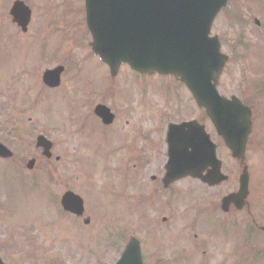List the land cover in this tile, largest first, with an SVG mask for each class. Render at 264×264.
I'll use <instances>...</instances> for the list:
<instances>
[{"label": "rangeland", "instance_id": "obj_1", "mask_svg": "<svg viewBox=\"0 0 264 264\" xmlns=\"http://www.w3.org/2000/svg\"><path fill=\"white\" fill-rule=\"evenodd\" d=\"M47 4L48 0L36 2L29 30L17 37L23 43L13 49H3L4 34L15 35V32L9 25L8 14L0 8V142L24 163L31 157L37 160L34 170L27 171L23 165L24 175L11 163L0 159V241L8 240L5 247L0 246L4 261L8 264H48L57 259L53 264H112L118 250L111 245L126 241L125 232L142 242V251L150 256L149 264H163L154 262V258L162 255L167 257L164 264H176L171 260L174 250L180 264H264V253L258 254L238 244L243 232L233 234V226H226L219 218L222 215L229 219L231 215H223L218 207L219 217L208 212L200 220L202 225L189 229L198 208L215 207L223 195L237 188L238 165L223 146L217 153L222 172L229 176L226 183L203 188L196 181L182 180L174 186L182 193L176 203L156 202L148 208L142 205L144 197L138 194H145L149 187L152 189L151 184L148 187L149 174L159 173L165 162V147L158 131L165 128L166 121L179 117L180 121L200 119L216 144L219 139L181 83L180 112L174 107V114H171L172 104H168L161 93L175 89V82L170 78L158 74L139 76L124 67L116 79L109 78L107 70L88 46L80 0H63L64 10L54 5L56 11L49 10L41 15L39 12ZM48 15L59 21L51 20ZM254 19H258L259 26ZM63 21L68 28H74L69 40L70 31H59L58 26ZM211 34L218 36L222 51L229 57L219 79L220 94L250 100L251 86L264 82L261 80L264 79V0H231L215 19ZM59 64L65 68L59 88H42V72ZM141 85H147L150 91L147 87H139ZM116 87L121 98L112 94L103 99L101 94L118 92ZM37 91L42 98H38ZM93 92L100 95L95 96ZM125 95L126 99L122 100ZM103 101L115 109L117 126L98 137V134L85 132L88 125L86 106ZM146 103L151 106L153 103V117L145 107L141 109L140 104ZM124 104L129 105L125 107ZM90 109L87 108L91 113ZM124 109H129L130 113ZM155 112L167 117L157 119ZM261 114L260 109L254 111L246 163L250 171L251 195L248 199L264 224V116ZM135 123L141 125L142 136L149 134L151 141L144 143L142 140L141 145L139 142L129 150L130 139L124 130L135 128ZM17 126L20 128L18 136L12 133ZM38 133L53 142L49 161H45L34 147ZM139 136L132 132L135 138L132 141H137ZM55 156L60 160L56 162ZM140 157L144 165L138 166H142L143 172L138 178L132 175L134 171L129 172L133 162L139 163ZM48 171L52 176L50 182L45 177ZM30 175L37 177L35 182L29 181ZM127 181L130 182L125 184ZM67 189L78 193L84 201L81 218L64 214L59 207V198ZM85 217L90 219L88 224L83 223ZM236 219L243 229L245 215L238 214ZM117 231H123L119 240L112 233ZM193 232L205 234L195 237ZM253 235L258 237L256 246L264 249V234L254 232ZM198 238L204 245L194 251L192 244ZM239 245L242 252L237 250ZM27 246L33 252L30 256L23 254L22 249Z\"/></svg>", "mask_w": 264, "mask_h": 264}, {"label": "water", "instance_id": "obj_2", "mask_svg": "<svg viewBox=\"0 0 264 264\" xmlns=\"http://www.w3.org/2000/svg\"><path fill=\"white\" fill-rule=\"evenodd\" d=\"M226 1L85 0L86 23L92 37V49L112 75L121 63H126L138 73L157 72L180 77L198 106L205 107L232 155L243 160L251 126L250 112L234 97L228 101L218 96L215 84L225 57L219 52L216 39L208 37L212 21ZM11 14L13 20L25 30L28 10L23 6L15 7ZM61 70L46 71L44 82L49 86L58 85ZM95 113L106 124L112 120V115L103 106H97ZM186 127L189 130L197 128L192 123L180 125V156L171 157L177 172L175 177H200L209 184L226 179L220 174L214 147L202 134V128H198L200 133L192 131L189 136L183 130ZM37 144L43 146L44 153L49 155V142L39 138ZM9 156L11 152L0 145V157ZM207 165L212 170L201 176L202 169ZM31 166L32 162L28 164V167ZM172 180L167 174L165 184ZM247 195L248 175L245 167L239 178L238 191L224 197L222 205L232 202L241 208ZM61 205L64 210L77 216L83 213L82 200L71 192L62 196ZM87 222L88 219L85 220ZM116 264H141L139 245L135 239L129 240Z\"/></svg>", "mask_w": 264, "mask_h": 264}, {"label": "flooded vegetation", "instance_id": "obj_3", "mask_svg": "<svg viewBox=\"0 0 264 264\" xmlns=\"http://www.w3.org/2000/svg\"><path fill=\"white\" fill-rule=\"evenodd\" d=\"M17 0H0V8H4V10H6L10 4V6L12 5L13 2H15ZM22 2H24L31 10V14L34 13L35 9H36V2L38 3H41L42 0H20ZM50 0H48V4H47V7H45L43 10H41L39 13L40 14H44L46 11H49L50 12H54L56 11L55 9V6L54 5H58L61 7L62 10H64V8H62L63 6L61 5L63 3V0H59L56 2V0H54L53 4H50L49 3ZM10 6L9 8L7 9V12L9 13V9H10ZM13 27L15 28V31H16V34L18 35V30L19 28L15 25V24H12ZM9 35H7V38L5 43L6 45L9 44L10 40H9ZM9 48V45L6 46V49ZM37 51H38V54H39V46L37 47ZM263 101H264V97H263ZM126 113H130V110L129 109H124ZM126 123H128V121H126ZM151 181L154 183V184H151V185H154L153 186V189H157L158 191H161L160 190V182H161V177H157V176H151ZM203 187H205V185H203ZM234 212V207H229V213H232ZM242 213L246 214V217L248 219H250V222L251 223H254L255 224V227H251V228H248V230L252 233V229L254 228H259L258 224H256V220L255 218L253 217L254 215V212H255V208H253V210H251V208H244L243 210H241ZM264 234V233H263ZM176 261L178 262V264H180V259L177 257L176 258Z\"/></svg>", "mask_w": 264, "mask_h": 264}]
</instances>
